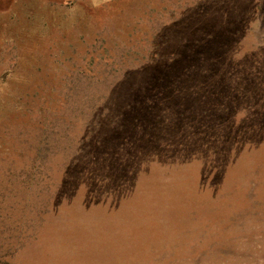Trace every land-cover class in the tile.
<instances>
[{
    "label": "rangeland",
    "instance_id": "374dc122",
    "mask_svg": "<svg viewBox=\"0 0 264 264\" xmlns=\"http://www.w3.org/2000/svg\"><path fill=\"white\" fill-rule=\"evenodd\" d=\"M0 264H264V0H0Z\"/></svg>",
    "mask_w": 264,
    "mask_h": 264
},
{
    "label": "trees",
    "instance_id": "16d2710c",
    "mask_svg": "<svg viewBox=\"0 0 264 264\" xmlns=\"http://www.w3.org/2000/svg\"><path fill=\"white\" fill-rule=\"evenodd\" d=\"M140 74H142L141 72H140ZM85 75H87V77H91L93 80H91L90 82L91 83H95L96 85H97V83L96 82H98L99 80L100 81H102L103 79H105V78H103V77H106L107 79L110 77V78H114V79H117V78H123L124 76H125V74H92V75H90V74H84L83 76V79H86L87 77H85ZM129 75H131V74H128V76L127 77H129ZM134 75V74H133ZM132 75V76H133ZM120 81V80H119ZM137 80H135V83H133V85H135V84H139V81L138 82H136ZM92 90H93V86H92Z\"/></svg>",
    "mask_w": 264,
    "mask_h": 264
}]
</instances>
